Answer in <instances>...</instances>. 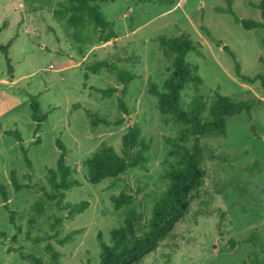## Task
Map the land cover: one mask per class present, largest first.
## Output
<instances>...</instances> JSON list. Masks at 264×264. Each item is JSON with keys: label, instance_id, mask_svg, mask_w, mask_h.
I'll list each match as a JSON object with an SVG mask.
<instances>
[{"label": "rangeland", "instance_id": "obj_1", "mask_svg": "<svg viewBox=\"0 0 264 264\" xmlns=\"http://www.w3.org/2000/svg\"><path fill=\"white\" fill-rule=\"evenodd\" d=\"M58 1L0 0V43L18 35L9 48L12 78L0 52V182L5 185L8 197V210L0 197V231L6 233L0 238V264H49L47 244L60 252L61 264H95L100 254L98 233L108 243L109 231L122 224L131 206L139 211L140 205L145 204L149 215L166 181L162 177L169 150L166 139L176 137L181 127L172 116L160 114L156 98L147 91L149 81L162 89L168 75L169 60L160 51L155 41L157 36L173 37L184 32L201 43L202 55L189 52L185 59L197 66L203 94L211 96L218 91L235 101L254 97L264 101V88L259 81H240L234 75L230 54L223 50V45H227L235 53L243 74L259 72L262 69L259 58H264L261 43L264 29H244L231 15L216 12L214 7H224L225 0L104 2L101 11L115 23L117 38L75 47L69 44L71 34L67 25L52 15ZM259 1L233 0L232 9L240 18L261 20L256 6ZM200 25L216 41H211ZM98 60L112 61L136 77L129 82L122 97L128 112L124 122L118 126L100 124L90 129L86 109L109 120L120 113L118 91L102 97L90 88H121L105 68L98 73L88 70ZM193 94L192 84L186 85L181 92V103L185 105ZM31 96L47 112L35 135L30 118ZM133 123L149 146L146 162L129 168L119 178H105L96 184L88 182L83 159L102 142L123 154L121 137ZM250 125L258 133L264 132V107L254 104L249 113L227 118L224 135L200 139L207 171L202 195L192 201L189 212L175 224L171 235L138 264H241L248 262V255L254 249L260 252L264 263V138L253 136ZM4 130L19 133L31 169L26 166L19 142ZM56 139L66 147L65 162L73 169L72 176L80 181L79 186L65 192L64 201H89L83 212L70 218L66 210L57 208L52 201L45 204L42 214H37L34 204L42 192L36 186L15 191L11 184L10 172L14 171L20 183L43 184L49 188L44 176L48 168L56 167L59 155ZM211 151H245L233 164L242 166L256 161L257 167L237 172L211 157ZM233 176L241 179L240 188L230 183ZM138 187L143 189L138 192ZM122 190L135 197L131 205L115 210L110 197ZM55 217L62 220L53 228ZM77 229L80 232L62 245L55 239H34L53 233L62 237ZM252 231L259 237L255 245L243 241ZM230 239L236 244L231 246Z\"/></svg>", "mask_w": 264, "mask_h": 264}, {"label": "trees", "instance_id": "obj_2", "mask_svg": "<svg viewBox=\"0 0 264 264\" xmlns=\"http://www.w3.org/2000/svg\"><path fill=\"white\" fill-rule=\"evenodd\" d=\"M115 0H59L57 6L52 9V15L59 21L65 23L71 28L72 39L80 46L92 44L95 42H108L117 38L115 23L107 19L102 11L101 4ZM233 0H225V6H215L218 13H225L232 16L236 24L244 29L262 28L264 29V0H260L256 5L260 10L261 20L240 18L232 9ZM202 31L211 41H216L209 30L200 25ZM18 35L11 36L4 44L0 43V52L4 56L7 65V72L12 77V66L10 64L9 48L14 43ZM163 56L169 60L167 66L168 75L163 81V88L159 89L152 81L148 82L147 91L156 98V107L160 114L170 115L180 124L178 135L174 138H167L166 143L169 146L167 152L168 159H164L166 165L162 177L166 179L162 185L161 195L154 200L149 215L146 212L145 204L140 205V210L131 206L125 213L122 224L109 231V242L102 241L101 234L99 239V260L95 264H138L149 253L155 251L160 243L169 237L177 222H179L190 210L194 199L201 197L207 171L204 164L203 146L200 145V139L205 136L224 135L226 132V120L228 117L241 112L249 113L254 104L264 107V101L257 97L249 100L235 101L227 95L214 91L211 96H207L200 91L202 79L195 65L186 61V54L194 52L202 55L201 43L193 40L188 33H180L177 36L168 37L159 35L155 38ZM218 42V41H217ZM264 46V35L261 38ZM223 50L230 54L233 61L234 75L244 83H254L259 81L264 88V58L260 57L262 69L253 74L246 75L241 72L239 61L235 53L227 46L223 45ZM101 68H105L116 78L121 85L120 89L115 86L90 88L100 94L102 97H110L116 91L117 108L119 115L109 120L106 116L89 109L84 111L89 120L90 129L97 126H118L125 120L127 108L123 103V95L129 82L136 77L134 73L124 68H119L114 62L108 60H98L88 66L91 73H98ZM192 84L194 94L190 100L183 105L181 103V92L186 85ZM30 118L34 123L33 134L35 135L41 127L42 122L47 118V112H43L35 96H31L29 101ZM250 132L256 138H264V132L258 133L253 125L249 127ZM4 133L13 134L19 142V147L23 153L26 166L31 169L26 150L22 145V139L18 132L4 130ZM38 139H35L37 142ZM123 154L117 153L114 148L104 142L82 161L85 168V178L88 182L96 184L105 178H119L129 168L142 166L146 162L145 152L149 146L140 135L139 127L133 123L121 137ZM59 148V155L56 160L55 168H48L44 176L49 188L43 184L20 183L14 171L10 172L11 184L15 191L22 188H31L36 186L42 192V197L34 204V210L37 214L44 212L47 202H54L57 208L66 210L67 217L83 212L88 206V200H82L77 203H68L64 201L65 192L73 187L79 186L80 181L73 177V169L66 164V147L60 141H55ZM207 149L209 147H206ZM210 150V149H209ZM241 152H212L211 157L227 163L237 172L252 170L257 167L256 161H251L245 165L238 166L233 161L244 155ZM230 183L237 184L240 188L241 179L233 176ZM143 188L138 187L140 192ZM0 197L3 201V207L8 210V197L5 185L0 182ZM135 194L127 193L122 190L118 195L110 197L115 210L125 205H131ZM144 200L142 197L141 200ZM61 217H55L53 228L61 222ZM13 223V217L10 216ZM80 231L72 230L62 237H57L56 233L45 236H35L34 239L45 240L55 239L60 245L73 239V236ZM5 231H0V238L5 237ZM258 235L252 231L243 241L256 244ZM236 241L230 239V245L233 246ZM45 249L49 255V264H61L59 261L60 252L51 244H47ZM258 250H253L248 255V262L241 264H264L260 258ZM36 262L40 260L33 259Z\"/></svg>", "mask_w": 264, "mask_h": 264}, {"label": "crops", "instance_id": "obj_3", "mask_svg": "<svg viewBox=\"0 0 264 264\" xmlns=\"http://www.w3.org/2000/svg\"><path fill=\"white\" fill-rule=\"evenodd\" d=\"M58 22H61V23H63V24H66L65 23V21H59V20H57ZM67 25V24H66ZM66 28H67V30L69 31V33L71 34V32H72V30H71V28L67 25L66 26ZM69 38H70V43L69 44H71V46H73V47H75V46H77L78 44L72 39V37H71V35L69 36ZM12 78V77H11ZM12 82V81H11ZM84 84V83H83Z\"/></svg>", "mask_w": 264, "mask_h": 264}]
</instances>
